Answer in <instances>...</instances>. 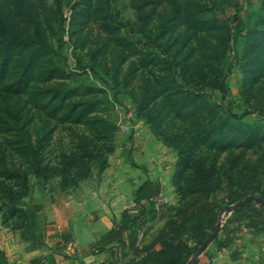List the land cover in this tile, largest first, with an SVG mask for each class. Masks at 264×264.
I'll return each mask as SVG.
<instances>
[{
    "label": "rangeland",
    "instance_id": "1",
    "mask_svg": "<svg viewBox=\"0 0 264 264\" xmlns=\"http://www.w3.org/2000/svg\"><path fill=\"white\" fill-rule=\"evenodd\" d=\"M263 15L264 0H0V149H5L8 167L27 168L4 132L15 130L16 125L4 123L3 116L20 117L32 139L41 140L42 163L48 164L52 173L47 178L29 173V190L20 202L27 217L43 225L39 208L69 199L90 176L108 168V159L118 149L123 150L121 155L130 165L120 167L117 163L114 170L130 177L138 171L133 155H153L154 174L168 175V191L172 190L177 198L174 207L192 200L194 194L189 191L196 186L193 181L202 176V167L211 164L214 198L222 201L235 190L261 193L264 46L252 40L264 27ZM60 67L71 72L70 76L55 74L48 80ZM222 79L226 83L225 96L220 88ZM54 82L94 85L104 90L99 92L105 102L103 113L117 125L114 151L107 154L105 168L100 169V161H92L87 164L90 175L82 178L84 165L74 163L66 175L68 180L80 177L79 183L67 189L62 188L63 178L58 171L63 167V154L75 151L81 157L85 152L80 148L81 138L96 142V148H100L108 133L90 125L48 122L45 112L29 96L40 86ZM156 85L175 91L182 85L206 91L214 97L216 112L207 114L215 124L220 122L219 112L229 115L228 107L236 114L250 111L242 120L231 119L248 127L238 129L233 143L220 151L219 136L213 139L201 131L205 127L200 128L190 116L167 113L162 97L141 108L145 98L154 95ZM143 141L152 143V151L144 150ZM1 156L0 152V162ZM0 169L4 171L2 165ZM3 202L0 198V226L18 229L16 223L28 224L20 213L10 216ZM227 215L220 214V228ZM25 230L28 234L34 232Z\"/></svg>",
    "mask_w": 264,
    "mask_h": 264
},
{
    "label": "trees",
    "instance_id": "2",
    "mask_svg": "<svg viewBox=\"0 0 264 264\" xmlns=\"http://www.w3.org/2000/svg\"><path fill=\"white\" fill-rule=\"evenodd\" d=\"M0 27H3V23H0ZM0 34L3 35V31ZM252 41L253 43L259 42L264 46V27L255 35ZM21 42L29 43L28 40ZM46 45L50 46V44ZM226 51L224 50L223 53L225 54ZM70 73L65 68L60 67L52 71L48 80H52L55 74V77H69ZM220 88L223 91V96H225L227 89L224 79L220 82ZM79 89H82L80 94L77 92ZM102 91L104 90L94 85H72L67 82L64 84L54 82L53 84L40 86L36 92L32 91L31 93L36 95L35 98L30 93V100L35 103L38 109L45 112L44 117L48 122L54 121L59 124L90 125L104 133H108L107 138L103 142L104 144L100 148H96V142H90L86 138H81L82 146L80 148L85 151L81 157L75 151H72L70 155L63 154V167L58 171L62 175V188L64 189L77 186L80 177L85 178L90 175L91 168L90 165H87L88 163L100 161V169H104L107 163V154L114 151L112 141L117 125L112 118L103 113L105 110V102L104 98L99 94ZM152 91L154 95L151 98L146 97L145 102H142L141 108H143L144 103H148V101L150 103L158 97H162V102L167 109V113H177L182 117L185 115L186 117L190 116L194 119L192 122H198L200 128L205 127L201 131H206L213 139L219 136L221 142L218 144V150L220 151L226 150L233 143L232 137L238 129L248 127L243 122L235 123L231 119L242 120L250 111L236 114L232 111L231 107L227 109L229 114L227 116L219 112V123L215 124L213 118L209 119L207 112H216L217 108L213 102L214 97L206 91L198 92L194 88L190 86L184 87V85L177 88L176 91L171 87L165 86H162L160 89L156 85ZM260 111L264 114V108ZM20 119V117L15 115L3 116L4 123L11 121L16 125L15 130H5L4 132L6 135H9L7 139L8 143L24 158L25 163H27V168L23 169L16 166L12 168L8 167L6 164L5 149H0L2 154L0 167L2 165L4 169L3 172L0 169V175L2 173L4 174H2L3 179L0 181V193H2L0 194V198L4 199L5 202L2 205L8 207L11 213L10 216L20 213L27 220L26 223L28 224L26 225L15 224L16 228L22 229L25 235V232L27 233L25 229H32L33 232L35 225H38V222H35L33 217H27V211L21 207L20 203L29 190V173H35L38 177L42 178H47L52 173L50 172L51 169L48 164L42 163L41 140H33L31 134L24 128V124L21 123ZM149 120L152 123L154 121L150 118ZM217 127L220 128L218 132ZM86 157L88 158L87 161L84 159ZM74 163L84 165L85 170L79 179L68 180L66 174H69L72 170L71 167ZM201 171L202 176L193 181L196 186H192L189 191L194 194L191 197L192 200L186 202L182 207H174V214L171 215L162 228L158 236V241L161 244L160 249H153L150 252L147 251L148 253L145 256H141L140 260L133 258L128 264H188L190 259L195 256L199 246L215 231L217 220L223 211H226V214L229 215L226 216L220 230L226 231L227 233L234 232L237 230L236 226L238 224L244 223L250 231L264 234L263 202L253 199L234 207L235 204L251 195H256L264 199V190L259 194H247L240 190H235L230 192L221 201L212 196L216 190L211 183L214 175L212 164L208 167H202ZM178 191L182 193V196H185L181 186H178ZM160 192V183L146 181L138 188L136 200L138 202L149 200L151 197L160 194ZM152 204L149 202L150 206L142 208V212L136 216L135 223L137 226L140 227L142 222H145V218L152 219L159 214L153 208ZM161 206L167 207L165 203ZM232 222L235 223L233 228L230 227ZM123 229L124 227L122 225L118 230L109 232L108 235L121 236ZM217 237L218 234L214 240ZM224 244L227 243L225 242ZM219 245L222 246L223 244L219 243ZM0 264H8L2 251H0Z\"/></svg>",
    "mask_w": 264,
    "mask_h": 264
},
{
    "label": "crops",
    "instance_id": "3",
    "mask_svg": "<svg viewBox=\"0 0 264 264\" xmlns=\"http://www.w3.org/2000/svg\"><path fill=\"white\" fill-rule=\"evenodd\" d=\"M142 143L144 150L152 151L151 142ZM122 151L118 149L116 155L108 159V168L90 176L69 199L39 208L43 225L36 224L33 233L25 232L24 235L22 229L0 226V251L7 263L128 264L133 258L140 260L147 251L160 249L158 236L174 214L177 198L172 190L168 191V175L154 174L153 155L149 153H145L144 158L141 152L139 158L132 156L133 164L138 166L132 177L118 174L114 170L117 163L120 167L130 165L128 158L121 155ZM116 156H119L117 160ZM146 181L160 183V194L166 196L167 207L153 203L159 214L152 219L144 217L145 222L139 227L135 218L142 208L150 206V201L138 202L136 192ZM234 224L232 222L230 227ZM122 225L121 236L108 235ZM236 227L237 230L230 233L220 230L218 237L203 249L194 264L264 261V234L250 231L244 223Z\"/></svg>",
    "mask_w": 264,
    "mask_h": 264
},
{
    "label": "water",
    "instance_id": "4",
    "mask_svg": "<svg viewBox=\"0 0 264 264\" xmlns=\"http://www.w3.org/2000/svg\"><path fill=\"white\" fill-rule=\"evenodd\" d=\"M258 200L260 202H263L264 203V199L260 198V197H257L256 195H251V196H248L246 197L245 199H243L242 201L238 202L237 204L234 205V207H237L241 204H243L244 202L248 201V200ZM220 231V227L217 225L216 226V229L215 231L199 246L195 256H194V259L192 262H190L189 264H194L195 260L198 258V256L200 255V253L203 251V249L209 244L211 243L215 236L219 233Z\"/></svg>",
    "mask_w": 264,
    "mask_h": 264
},
{
    "label": "built area",
    "instance_id": "5",
    "mask_svg": "<svg viewBox=\"0 0 264 264\" xmlns=\"http://www.w3.org/2000/svg\"><path fill=\"white\" fill-rule=\"evenodd\" d=\"M149 201L152 202V203H154V204L159 205V204L166 203L167 199H166V196L163 193H161V194H158L156 196L151 197L149 199ZM223 212H226V211H223ZM224 221H225V219H223V222L221 223V226L223 225Z\"/></svg>",
    "mask_w": 264,
    "mask_h": 264
}]
</instances>
